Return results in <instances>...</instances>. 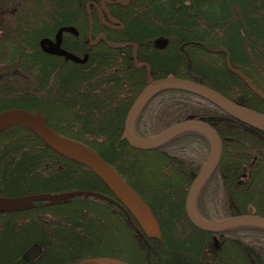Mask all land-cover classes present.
<instances>
[{
  "label": "trees",
  "instance_id": "trees-1",
  "mask_svg": "<svg viewBox=\"0 0 264 264\" xmlns=\"http://www.w3.org/2000/svg\"><path fill=\"white\" fill-rule=\"evenodd\" d=\"M8 1L0 0V34L11 33L19 45L0 48V66L15 71L11 74L16 77L32 76L37 91L14 96V80L9 72H1L0 112L38 113L56 134L97 154L149 207L161 241L146 239L132 218L110 202L84 197L55 205L38 202L25 212L0 214V264H26L24 254L36 245L41 253L30 264H78L90 258L126 264H264V230L239 227L212 234L187 220L185 198L209 153L205 136L188 131L155 150L142 151L131 148L123 134L126 115L148 82L170 77L200 84L264 117V102L227 70L224 56L207 51L226 50L231 67L264 94V72L252 68L264 64V0L136 1L133 9L124 10L125 28L116 34L119 40H113L129 45L110 52L104 46L90 49L85 64L44 54L38 47L41 38L67 24L78 28L82 39L88 22L84 29L79 5L77 9L72 0H48L52 9L40 22L31 21L35 17L29 22L21 12L7 32ZM158 38L167 40L165 49L153 48ZM65 48L81 56L84 46L73 43ZM134 50L149 70L133 65ZM188 120L206 123L222 142L219 164L197 195L198 214L207 221L242 215L264 218L263 133L174 89L155 94L133 128L138 137L151 138ZM5 139L11 145L0 149V197L70 191L111 197L88 169L54 153L26 127L5 129L0 141ZM40 212L49 218L46 226L53 228L51 234L44 232L46 236Z\"/></svg>",
  "mask_w": 264,
  "mask_h": 264
},
{
  "label": "water",
  "instance_id": "water-1",
  "mask_svg": "<svg viewBox=\"0 0 264 264\" xmlns=\"http://www.w3.org/2000/svg\"><path fill=\"white\" fill-rule=\"evenodd\" d=\"M64 32L76 34V31L73 28H61L54 37V43L48 39H41L38 42L40 50L47 55L62 57L65 61H71L75 64H84L86 62V58L76 57L60 49L61 36ZM166 44L167 40L164 39H158L155 42V46L158 49H165ZM207 51L212 54H224L225 66L228 71L238 76L245 86H247L254 95L264 102V95L254 88L241 72L232 69L229 63V55L225 50ZM170 89L191 93L217 107L219 110L234 120L264 134V119L261 116L237 106L220 94L200 84L170 77L156 81H149L148 85L142 90V92L133 102L124 120L123 134L125 141L133 149L146 151L156 149L171 138L184 132L195 131L202 134L208 141L209 153L205 164L197 173L188 190L184 204L187 219L192 226L208 233H219L237 227H254L264 230V218L257 216L243 215L216 222H210L204 220L196 213L194 209L196 196L204 185L205 181L216 169L221 158V140L217 133L209 125L201 121L188 120L166 129L153 138L143 139L135 135L132 127L134 120L140 110L155 94ZM14 125L27 126L53 152L67 160L80 164L89 169L116 198V200L119 202L118 206L120 207L121 205L130 214V216L138 225L142 234L148 239L161 241L158 222L153 217L150 209L94 152L79 143L56 135L50 128H48L44 118L39 114H33L19 109L7 110L0 113V132ZM78 196L92 197L98 200L106 199L104 196L96 193L81 191L53 196L48 194H39L14 198L0 197V213H14L30 210L33 207V203L40 201H48L51 203L60 204L61 202L67 201L72 197ZM39 253V248H32L24 255L23 258L27 261H32L39 255ZM79 264L126 263L111 258H93L83 261Z\"/></svg>",
  "mask_w": 264,
  "mask_h": 264
},
{
  "label": "flooded vegetation",
  "instance_id": "flooded-vegetation-1",
  "mask_svg": "<svg viewBox=\"0 0 264 264\" xmlns=\"http://www.w3.org/2000/svg\"><path fill=\"white\" fill-rule=\"evenodd\" d=\"M136 1H137V5H139L140 0H134L133 4H131L133 2V0H72V4L77 5V9H78V5H79V12L81 13V16H82V22L84 24L83 25L84 29H85L86 22H88L87 31L85 32V34H83L82 39L79 36V29L76 28L75 26L70 25V24L58 27L51 36H46V37H43L42 39H48L54 43L55 42L54 37H55L56 33L58 32V30H60L61 28H73L76 31V34L69 33V32L62 33L61 41H60V49L67 52V53L72 54V52H70L69 50H67L65 48V44L69 45V44H73V43H80L81 46H84V49H83V52L81 53V56H77V57L86 58V62L88 60L87 52L90 49L97 50L101 46H104V48H106L105 50H107L109 52L112 50H115V49H121L122 47L128 46L129 44H127V43L116 44L113 42V40H119L116 34H118V32H120L121 30H124V28H125L124 10L129 9V8L133 9L136 5ZM94 18H96L97 23L94 21ZM158 39H162V38H158ZM158 39H155L152 42V46L155 50L156 49L157 50H163V49H158L155 46V42ZM166 46H167V44H166ZM220 55L224 56V65H225V55L224 54H220ZM131 61H132L133 65L137 68H146V71L149 70V68H151L149 64H147L146 62H142L141 60L138 59L137 50L133 51V57H132ZM250 62H251V66H252V63H253L252 58H250ZM229 63H230V60H229ZM252 68H261V74L264 72V64L261 66H252ZM234 70H236V69H234ZM147 78H148V75H147ZM147 81H148V79H147ZM248 82H250V84H252L251 81H248ZM253 87L256 88L254 85H253ZM257 90L263 94V92L261 90H259V89H257ZM249 91H250V89H249ZM259 100H261V99H259ZM262 118L264 119V117H262ZM115 203L114 204L110 203V204L113 205L114 208L118 209L119 211H122L125 214L123 209L118 207L116 205L117 203L116 204ZM46 204L47 205H54V204H50V203H46ZM24 262L26 264L32 263L31 261H25V260H24Z\"/></svg>",
  "mask_w": 264,
  "mask_h": 264
},
{
  "label": "rangeland",
  "instance_id": "rangeland-1",
  "mask_svg": "<svg viewBox=\"0 0 264 264\" xmlns=\"http://www.w3.org/2000/svg\"><path fill=\"white\" fill-rule=\"evenodd\" d=\"M49 1H53V0H49ZM8 10L10 9V15L8 17L5 18L7 24L6 27L4 26V28H7V32L13 30V25H12V21L15 20L16 15H18L19 13H25L27 15V19L29 21V19H33L34 17L36 19H33L31 21H35V22H40V20L42 18H45L46 15L50 12L51 5L48 4V0H9L8 4H7ZM36 7H39L38 12L36 13L34 10ZM12 15V17H11ZM30 22V21H29ZM19 45V41L16 40V38L8 33H1L0 34V48L2 49H6L7 46H13V48L16 46L18 47ZM3 72L1 75H6L5 72H9L10 73V78L12 80H14V84L11 85L13 88V95L14 96H24L27 94H32L35 93L37 91V84L34 82V80L30 78H22V77H16L15 75L11 74L14 73L15 71H12L10 68H6V67H2L0 66V73ZM19 75V74H17ZM24 91V94H19V92ZM26 91V92H25ZM9 143H7V140H1L0 141V149L1 150H6L7 148H9ZM33 146V145H32ZM7 147V148H5ZM36 150L38 151V148L35 147ZM11 154L7 155V158L11 159L12 157H10ZM5 157V156H4ZM14 161V160H13ZM1 164H4V158H1L0 160ZM15 163V161H14ZM38 216V221L40 222V224L43 226V234L46 236V234H51L53 230V228H48L47 225V221L49 220V218L43 213H37ZM57 222V221H56ZM60 224H58L57 228H60L59 226ZM46 234H45V233ZM74 233L77 234V231L74 230ZM57 244H59V242H56V246Z\"/></svg>",
  "mask_w": 264,
  "mask_h": 264
}]
</instances>
